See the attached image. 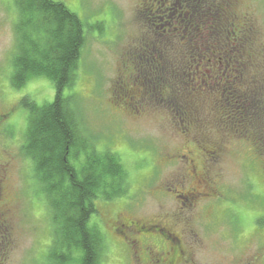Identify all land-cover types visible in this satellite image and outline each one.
<instances>
[{"label": "rangeland", "instance_id": "rangeland-1", "mask_svg": "<svg viewBox=\"0 0 264 264\" xmlns=\"http://www.w3.org/2000/svg\"><path fill=\"white\" fill-rule=\"evenodd\" d=\"M54 1L79 18L85 34L75 83L63 95L72 98L82 139L100 153L117 155L128 175L123 196L95 203L92 225L106 244L100 264H132L128 254L125 258L121 235L102 222L105 211L169 223L191 264H264V0H205L209 11L216 2L222 5L225 18L235 23L230 41L221 30L215 32L221 52L233 58V69L244 70L243 83L257 80L263 85L245 134L226 122L223 78L217 91L191 100L197 120L189 124L180 121L175 110L157 105L152 90L144 100L130 93L143 80L135 57L151 41L157 40L159 51L169 43L150 22L148 0ZM16 18L14 1L0 0V114L11 111L3 127L8 132L0 134V185L10 236L4 264H48L54 228L31 161L21 153L28 110L18 104L23 98L37 106L51 104L55 90L44 77H31L18 90L10 85ZM171 27L166 28L172 39L168 50L186 47L181 60L190 64L200 48L192 49L186 38L174 36ZM232 40L240 43L237 52ZM243 46L246 50L240 52ZM188 51L195 54L189 56ZM210 59H195L206 88L215 84ZM243 93L239 95L246 97ZM82 157L74 162L76 170ZM197 175H204L205 182ZM196 182L202 189H195Z\"/></svg>", "mask_w": 264, "mask_h": 264}, {"label": "trees", "instance_id": "trees-1", "mask_svg": "<svg viewBox=\"0 0 264 264\" xmlns=\"http://www.w3.org/2000/svg\"><path fill=\"white\" fill-rule=\"evenodd\" d=\"M13 1L17 18L14 23L16 44L10 85L18 90L29 78L44 77L55 90L51 104L37 106L28 98L21 99L18 104L28 110L21 153L31 161L34 178L42 187L54 228L47 253L48 264H100L106 244L103 233L92 225V217L98 212L95 203L110 202L123 196L128 175L117 155L100 153L93 144L82 139L72 109V98L63 95L64 90L75 83L85 44L83 24L64 4L54 0ZM183 2L176 0V6L180 4L178 6L183 7ZM200 4L199 0H192V5ZM225 12V8L216 2L213 11L206 8L207 25L171 27H175L174 36H179L181 40L186 38L188 42H199L205 37L206 53L220 56L216 66L212 62L208 66L215 84L206 88L204 79L198 77L196 66L199 61L191 59L190 64L183 62L181 58L186 47L170 52L169 42L163 44L166 46L164 50H155L158 59L150 64L155 78L152 89L148 88L147 91H153L152 98L157 105L175 110L179 120L189 124L197 120L190 102L194 97L217 91L219 80L223 78L227 92L221 107L227 111L226 122L231 127L234 125L244 129L245 134L247 120L253 121L256 116L253 113L257 108L255 101H258L255 97L263 85L257 80L243 83L246 80L244 70L233 69V58L221 52L215 32L221 30L223 38L226 37L224 39L228 41L231 35L234 36L235 23L228 20L230 17L225 18ZM157 26L163 39L167 37L166 41H172L166 31L168 25ZM231 46L237 52L236 47L239 50L240 43L232 40ZM245 50L244 47L240 52ZM188 52L189 56L195 54V51ZM232 71L236 74L232 75ZM228 78L233 82H229ZM240 93L247 95L243 97ZM238 134H241L239 130ZM81 155L83 160L79 170H76L74 162H78Z\"/></svg>", "mask_w": 264, "mask_h": 264}, {"label": "flooded vegetation", "instance_id": "flooded-vegetation-1", "mask_svg": "<svg viewBox=\"0 0 264 264\" xmlns=\"http://www.w3.org/2000/svg\"><path fill=\"white\" fill-rule=\"evenodd\" d=\"M146 3L145 7L149 6L147 10L149 9L148 12L152 16L150 21L152 25H207L208 23L205 0H199L200 6L192 5V0H184L183 7L176 6V0H148ZM156 41H151L150 44H147L149 47L143 50V52L146 51V54L141 52L138 57H135L137 61L135 60L136 65H134L138 66L137 69L143 80H141V84L139 83L140 86H136V89L131 90L130 93L132 95L136 94V97L141 100L145 99L147 89L151 88L154 82L155 75L150 68V64L158 59L155 54ZM168 42L170 41L168 40ZM187 45H191L190 47L192 48H195V46L200 48L198 55H195V59L199 60L200 63L207 56L211 58L210 61L214 66L217 64L216 61L220 60L218 54L206 53L205 37L200 39L199 42L190 41ZM148 51H151V54L147 53ZM193 57L191 58L193 59ZM197 73H199L201 78L204 77L199 70H197ZM10 117L11 111L9 110H5L3 114H0V134L5 133L4 131L8 132L7 129L3 130V127L6 120ZM10 132L15 133L12 130ZM199 177L204 183L205 176L197 175V178ZM200 185L196 182L195 189H202ZM198 194L199 192H196L194 196ZM189 195H192V193ZM2 197V186L0 185V264L5 262L4 256L10 241L4 222L8 207L3 204ZM101 217L103 218V223L105 222L106 225H109V228L118 231V234L121 235V245L127 250L125 251V258H127L126 254H128L132 264H191L190 261H187L188 252L185 253L182 250L183 245L180 237L173 233V226L169 223L164 224L155 220L140 221L113 211H105L101 213ZM128 264L131 263L128 262Z\"/></svg>", "mask_w": 264, "mask_h": 264}]
</instances>
